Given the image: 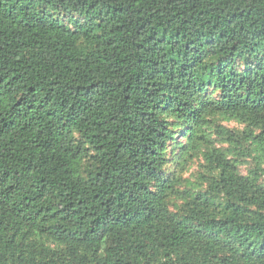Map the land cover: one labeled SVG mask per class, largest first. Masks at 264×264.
I'll return each mask as SVG.
<instances>
[{
    "label": "trees",
    "instance_id": "trees-1",
    "mask_svg": "<svg viewBox=\"0 0 264 264\" xmlns=\"http://www.w3.org/2000/svg\"><path fill=\"white\" fill-rule=\"evenodd\" d=\"M263 175L264 0H0V264H264Z\"/></svg>",
    "mask_w": 264,
    "mask_h": 264
},
{
    "label": "rangeland",
    "instance_id": "rangeland-1",
    "mask_svg": "<svg viewBox=\"0 0 264 264\" xmlns=\"http://www.w3.org/2000/svg\"><path fill=\"white\" fill-rule=\"evenodd\" d=\"M219 123L224 126L225 128H229V129H234V130H239L242 131L244 128V125L238 123L237 121L234 120H221L219 121ZM215 137V136H214ZM183 137L180 135L178 136V139L176 141L177 142H181ZM217 139V138H215ZM219 146H223V147H228V144H223L220 141H217L216 143ZM168 148L171 150H173L174 146H172L171 144L168 145ZM204 163L203 157H199L198 159L195 158L194 159V163L190 166V168L188 169V171H186L184 173V177L185 179L188 181L187 185L190 184L192 186H201V179H200V174L202 172V170L204 169V167L202 166V164ZM256 164V160L253 157H249L247 158L246 162L241 164V171L244 173H247L249 169H251L252 167H254V165ZM262 181H264V175L262 177ZM181 200H174V202H180Z\"/></svg>",
    "mask_w": 264,
    "mask_h": 264
}]
</instances>
